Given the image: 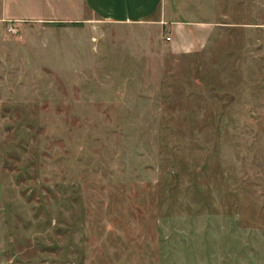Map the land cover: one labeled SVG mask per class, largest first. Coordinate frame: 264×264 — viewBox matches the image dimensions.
<instances>
[{
	"label": "rangeland",
	"instance_id": "obj_1",
	"mask_svg": "<svg viewBox=\"0 0 264 264\" xmlns=\"http://www.w3.org/2000/svg\"><path fill=\"white\" fill-rule=\"evenodd\" d=\"M168 3L0 22V264L264 261V0Z\"/></svg>",
	"mask_w": 264,
	"mask_h": 264
},
{
	"label": "crops",
	"instance_id": "obj_2",
	"mask_svg": "<svg viewBox=\"0 0 264 264\" xmlns=\"http://www.w3.org/2000/svg\"><path fill=\"white\" fill-rule=\"evenodd\" d=\"M3 1V0H2ZM62 7L63 12L58 14V17L49 14L43 15L42 11L33 12L31 14L25 12L15 11L16 7L7 8L0 5V22L7 19H18L22 21H29L34 23H75L82 19L84 12H89L92 16L119 24H140L145 20H154L158 17L159 22L171 21L169 15V0H55ZM22 9V8H21ZM72 11H75L72 13ZM81 11V12H80ZM80 12V13H79ZM3 21V22H4ZM172 30L179 31L180 25H183L186 30V35L194 36V27L198 28L200 25L208 27L210 21L204 20H189V21H171ZM190 24V26H189ZM194 25V26H191ZM199 33H208V29L201 30ZM185 35V36H186ZM194 40V39H193ZM186 51V50H183ZM255 259V258H253ZM241 261L233 264H264L263 262ZM209 264V263H198ZM222 264V263H211Z\"/></svg>",
	"mask_w": 264,
	"mask_h": 264
},
{
	"label": "built area",
	"instance_id": "obj_3",
	"mask_svg": "<svg viewBox=\"0 0 264 264\" xmlns=\"http://www.w3.org/2000/svg\"><path fill=\"white\" fill-rule=\"evenodd\" d=\"M11 22H12V21H10V20H8V21L6 22V30H7V32H9L10 34L15 35V34L17 33V31H16V28H15L14 24L11 23ZM166 39L169 40V39H170L169 36H167Z\"/></svg>",
	"mask_w": 264,
	"mask_h": 264
}]
</instances>
